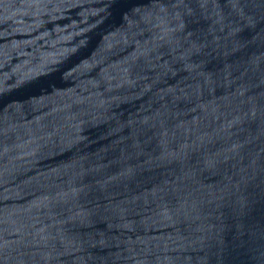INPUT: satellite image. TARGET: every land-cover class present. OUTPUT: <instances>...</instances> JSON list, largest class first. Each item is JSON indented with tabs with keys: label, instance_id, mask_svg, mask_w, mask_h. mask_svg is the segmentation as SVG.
I'll return each instance as SVG.
<instances>
[{
	"label": "water",
	"instance_id": "95a60500",
	"mask_svg": "<svg viewBox=\"0 0 264 264\" xmlns=\"http://www.w3.org/2000/svg\"><path fill=\"white\" fill-rule=\"evenodd\" d=\"M0 264H264V0H0Z\"/></svg>",
	"mask_w": 264,
	"mask_h": 264
}]
</instances>
